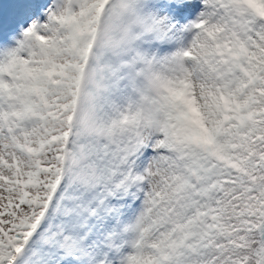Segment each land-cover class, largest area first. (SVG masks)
Segmentation results:
<instances>
[{"label": "snow or ice", "instance_id": "6c2138e0", "mask_svg": "<svg viewBox=\"0 0 264 264\" xmlns=\"http://www.w3.org/2000/svg\"><path fill=\"white\" fill-rule=\"evenodd\" d=\"M0 264H264V0H0Z\"/></svg>", "mask_w": 264, "mask_h": 264}]
</instances>
